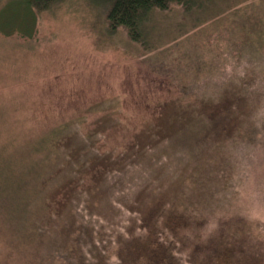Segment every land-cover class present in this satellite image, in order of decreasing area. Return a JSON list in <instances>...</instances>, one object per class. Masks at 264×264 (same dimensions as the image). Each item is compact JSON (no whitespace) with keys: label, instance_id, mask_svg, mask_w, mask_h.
<instances>
[{"label":"trees","instance_id":"trees-1","mask_svg":"<svg viewBox=\"0 0 264 264\" xmlns=\"http://www.w3.org/2000/svg\"><path fill=\"white\" fill-rule=\"evenodd\" d=\"M56 1L16 0L11 13L24 14L19 26L25 27L30 8L45 10ZM90 1L105 9L111 34L123 31L150 50V15L175 6L189 12L200 0ZM240 71L214 68L199 83H171L178 92L168 100L149 97L157 117L141 118V130L125 144L113 141L126 125L119 127L121 118L104 101L87 110L101 112L89 129L75 118L44 133L36 167L21 166L9 193L0 180V253L10 257L13 247L22 264H264V224L253 212L218 217L213 234L203 235L214 217L207 204L220 193H207L201 180L210 178L226 139L243 153L260 131L248 114L264 100V69ZM259 144L253 154L260 162L244 154V162H234L230 181L237 176L239 200L233 197L231 206L248 197L240 185H248L253 201L264 195V140ZM212 181L215 190L225 183ZM169 228L193 231L188 259L179 255L188 238L169 241Z\"/></svg>","mask_w":264,"mask_h":264},{"label":"rangeland","instance_id":"rangeland-1","mask_svg":"<svg viewBox=\"0 0 264 264\" xmlns=\"http://www.w3.org/2000/svg\"><path fill=\"white\" fill-rule=\"evenodd\" d=\"M15 1L0 0V180L7 184L8 193L12 183L19 182L22 167L33 169L40 161L37 149L42 135L75 118L89 129L101 115L87 113L95 104L104 101L110 112L116 111L119 127L126 126L113 141L125 144L141 130V118L157 117L148 108L149 97L168 100L178 92L171 83H199L214 68L264 69V55L259 58L256 52L264 53V0H200L189 12L182 6L157 11L149 18L150 50L132 42L123 31L111 34L105 9L90 0H59L45 10L30 8L25 27L19 26L24 14L11 13ZM248 115L260 125L255 140L241 153L234 140L226 139L210 178L201 180V185L206 181L207 193H220L207 204L214 216L212 225L218 217L252 212L264 224V195L253 201L248 185H240L248 194L241 206L227 204L233 197L234 202L239 200L237 176L230 181L234 162L261 161V155L253 153L262 149L264 112L257 109ZM213 179L225 183L215 190L209 184ZM164 235L169 241L186 236L185 250L179 255L188 259V244L197 241L193 231L174 233L169 228ZM203 235H208L206 228ZM9 255L0 253V264L23 263L22 253L13 247Z\"/></svg>","mask_w":264,"mask_h":264},{"label":"clouds","instance_id":"clouds-1","mask_svg":"<svg viewBox=\"0 0 264 264\" xmlns=\"http://www.w3.org/2000/svg\"><path fill=\"white\" fill-rule=\"evenodd\" d=\"M258 112H264V108L258 109ZM216 228H217V225H212V224L206 225V229L208 231V235L209 236L212 235L213 232L216 230Z\"/></svg>","mask_w":264,"mask_h":264}]
</instances>
